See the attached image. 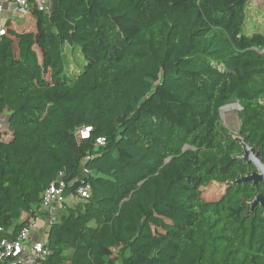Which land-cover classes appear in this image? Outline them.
<instances>
[{"label": "trees", "instance_id": "1", "mask_svg": "<svg viewBox=\"0 0 264 264\" xmlns=\"http://www.w3.org/2000/svg\"><path fill=\"white\" fill-rule=\"evenodd\" d=\"M48 1L33 30L0 38V240L45 215L51 185L86 184L49 226L45 264H264L263 210L249 205L264 186L246 181L254 168L220 121L236 100L237 136L264 163V23L250 0ZM211 185L224 191L207 202Z\"/></svg>", "mask_w": 264, "mask_h": 264}, {"label": "built area", "instance_id": "2", "mask_svg": "<svg viewBox=\"0 0 264 264\" xmlns=\"http://www.w3.org/2000/svg\"><path fill=\"white\" fill-rule=\"evenodd\" d=\"M51 5L48 0H5L0 3V38L6 34V26L13 24L16 19L23 20L24 28L28 29L29 24L34 21V13L48 16L50 14ZM89 128H80L76 131L81 139H87ZM85 133H87L85 135ZM10 139L8 130V121L4 124L0 115V141ZM104 139H98L97 145H102ZM84 173L88 174L87 171ZM65 184L58 182L47 188L41 198L40 209L35 215L47 212L44 218L45 226H50L56 222V218L50 215L52 209H62L66 200L69 198L86 199L90 193L89 185L83 184L73 194H66ZM27 223L21 227L20 231L14 239L9 237L0 240V264H45L49 255V251L45 247V243L31 241L32 233L37 232L35 218L30 214L22 217ZM0 231L2 229L0 228ZM12 235V232H8Z\"/></svg>", "mask_w": 264, "mask_h": 264}, {"label": "rangeland", "instance_id": "3", "mask_svg": "<svg viewBox=\"0 0 264 264\" xmlns=\"http://www.w3.org/2000/svg\"><path fill=\"white\" fill-rule=\"evenodd\" d=\"M249 16L256 22L260 24L264 23V0H250L248 6ZM17 27L23 26V20H18L15 22ZM31 26H29L30 28ZM68 68L71 72H74L73 75L77 74L83 66V60L79 51L75 52H66ZM240 106L236 100H231L230 103L220 111V121L221 124L228 129L234 136H237L239 127H240V118H239ZM9 113L5 112L1 114V118L4 120V124L8 121ZM224 187L218 185H211L203 191V199L207 202L216 201L223 194ZM78 199L70 200V203L77 202ZM36 227L38 228L37 232L32 233L31 241L43 243L46 239L49 226H44V222L41 218H37ZM41 219V220H40ZM44 219V218H43Z\"/></svg>", "mask_w": 264, "mask_h": 264}, {"label": "water", "instance_id": "4", "mask_svg": "<svg viewBox=\"0 0 264 264\" xmlns=\"http://www.w3.org/2000/svg\"><path fill=\"white\" fill-rule=\"evenodd\" d=\"M234 139L241 146L243 153L242 158L246 160L254 168V171L246 179V181L251 182L252 185L261 183L264 186V163L259 157V154L257 152L255 153L254 149L249 147L245 143V140L243 138L239 136H234ZM249 205L251 209H253L256 206L261 207L263 210V217H264V192L258 193Z\"/></svg>", "mask_w": 264, "mask_h": 264}, {"label": "crops", "instance_id": "5", "mask_svg": "<svg viewBox=\"0 0 264 264\" xmlns=\"http://www.w3.org/2000/svg\"><path fill=\"white\" fill-rule=\"evenodd\" d=\"M5 0H0V3L1 2H4ZM19 19H16L14 22H13V25H14V28L16 29V31H23L24 29H26V28H24V24H23V26H21V27H17L16 26V24H15V22L16 21H18ZM34 25H35V22L33 21L31 24H29V26H31L30 28L28 27V29H31V30H33L32 28L34 27ZM76 198H69V199H67L66 200V203H70L69 201L70 200H75ZM43 214H45L44 216H39V217H37V218H41L42 220H43V222H44V219L43 218H45V216H47V212H42ZM65 214V211H64V209L62 208V209H59V208H55V209H52V211H51V213H50V215H52L54 218H56V222H59V219L61 218V216H63ZM24 216V215H23ZM37 218H35V223H36V221L38 220ZM40 219V220H41ZM44 226H45V223H44ZM37 228V227H36ZM37 231H38V228H37ZM9 232V231H8ZM10 232H12L11 230H10ZM47 234H48V232H47ZM46 238H47V235H46ZM44 243H46V239H45V241H44Z\"/></svg>", "mask_w": 264, "mask_h": 264}, {"label": "bare ground", "instance_id": "6", "mask_svg": "<svg viewBox=\"0 0 264 264\" xmlns=\"http://www.w3.org/2000/svg\"><path fill=\"white\" fill-rule=\"evenodd\" d=\"M224 108H225V107H224ZM224 108H223V109H224ZM86 134H87V133H86Z\"/></svg>", "mask_w": 264, "mask_h": 264}, {"label": "snow or ice", "instance_id": "7", "mask_svg": "<svg viewBox=\"0 0 264 264\" xmlns=\"http://www.w3.org/2000/svg\"><path fill=\"white\" fill-rule=\"evenodd\" d=\"M85 135H86V133H85Z\"/></svg>", "mask_w": 264, "mask_h": 264}]
</instances>
